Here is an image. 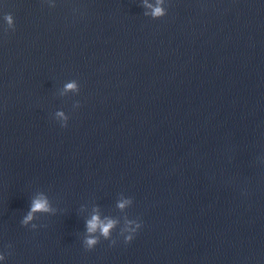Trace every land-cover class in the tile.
Returning <instances> with one entry per match:
<instances>
[{
	"label": "water",
	"instance_id": "obj_1",
	"mask_svg": "<svg viewBox=\"0 0 264 264\" xmlns=\"http://www.w3.org/2000/svg\"><path fill=\"white\" fill-rule=\"evenodd\" d=\"M141 4L0 0V264H264V0Z\"/></svg>",
	"mask_w": 264,
	"mask_h": 264
},
{
	"label": "clouds",
	"instance_id": "obj_2",
	"mask_svg": "<svg viewBox=\"0 0 264 264\" xmlns=\"http://www.w3.org/2000/svg\"><path fill=\"white\" fill-rule=\"evenodd\" d=\"M165 0H154L150 3L149 0H142L141 7L146 9L143 15L150 16L153 19H159L166 15ZM54 6V5H53ZM9 29L15 28L14 18L11 14H6L4 17ZM7 31V29H5ZM72 91L79 93V86L76 81L68 82L64 85V90L61 95ZM79 105L77 104L76 107ZM56 116L61 119V127L67 126L68 117L62 110L56 112ZM133 203L131 198H125L117 202V207L124 210ZM56 209L52 207L49 199L43 193L33 198L27 214L22 218L21 225L27 227L31 224L32 229H36L37 225L33 221L37 217V213L55 214ZM118 224L117 220L111 218L101 219L98 212H94L90 219L86 221V235L83 240L86 250H92L99 242L101 237L104 240H111L112 232ZM141 228V223L137 220H126V225L120 231V235L124 237L125 243H130L137 231ZM114 244L115 241L112 240ZM5 256L0 254V260H4Z\"/></svg>",
	"mask_w": 264,
	"mask_h": 264
}]
</instances>
